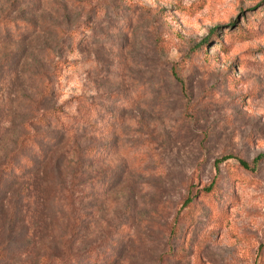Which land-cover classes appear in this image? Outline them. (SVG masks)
<instances>
[{"label": "rangeland", "instance_id": "1", "mask_svg": "<svg viewBox=\"0 0 264 264\" xmlns=\"http://www.w3.org/2000/svg\"><path fill=\"white\" fill-rule=\"evenodd\" d=\"M261 152L264 0H0V264H264Z\"/></svg>", "mask_w": 264, "mask_h": 264}, {"label": "trees", "instance_id": "2", "mask_svg": "<svg viewBox=\"0 0 264 264\" xmlns=\"http://www.w3.org/2000/svg\"><path fill=\"white\" fill-rule=\"evenodd\" d=\"M6 23V22H5ZM25 29L26 27H20ZM215 29L211 28L209 31L210 33H215ZM14 32H16L17 34H19V30L17 28L14 29ZM209 36H206L205 38H202L199 43H197V47H201L202 44H204V42H206L208 40ZM65 61L63 60H58L54 63L53 65V72L54 73H58L59 70L63 67ZM172 67H174V64H172ZM34 122L36 123H41V124H49L53 127H61L62 128V124L59 122V109L58 108H53L49 111H45L42 114H40L39 117H37ZM38 136V137H37ZM34 138L36 139H44V135H42V133H33L31 135L28 136H24L21 138V140L19 141L20 144H22L23 146H25V149L28 148V145L32 144L34 142V140L30 139V138ZM49 140V139H48ZM11 155V154H10ZM264 160V152L258 153L256 156H254L252 158V160L250 162H245L243 160H239L238 161V165L245 170H249V171H253L256 169L257 167V163L259 161H263ZM13 159L11 157H8V159L4 162V164L2 165V167H0V170H4V171H8V172H21L24 167H31L32 166V162L25 156L20 155V158L18 159V162L16 164H14ZM192 189V188H191ZM215 191V184L213 179L211 181H209L208 184H204L200 189L195 190V191H191L188 193V195L184 198L183 202H182V206L186 207L189 206L193 203V205H191L190 207V212L185 221L187 222L186 224L189 225L192 220H193V209H194V200L195 202L199 199V198H203L204 196H209L210 194L214 193Z\"/></svg>", "mask_w": 264, "mask_h": 264}]
</instances>
